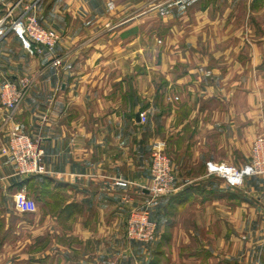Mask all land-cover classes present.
<instances>
[{
  "label": "crops",
  "instance_id": "crops-1",
  "mask_svg": "<svg viewBox=\"0 0 264 264\" xmlns=\"http://www.w3.org/2000/svg\"><path fill=\"white\" fill-rule=\"evenodd\" d=\"M7 1L0 17L35 5L60 35L62 63L30 55L12 33L0 41V87L33 79L11 116L0 104V222L26 178L4 152L17 130L40 142L45 171L30 184L44 178L59 195L61 248L79 264H132L134 253L140 264H264V176L232 189L205 168L241 165L264 129V0ZM154 142L176 182L154 204L158 238L146 247L125 238L144 197L115 181L147 186Z\"/></svg>",
  "mask_w": 264,
  "mask_h": 264
},
{
  "label": "built area",
  "instance_id": "built-area-1",
  "mask_svg": "<svg viewBox=\"0 0 264 264\" xmlns=\"http://www.w3.org/2000/svg\"><path fill=\"white\" fill-rule=\"evenodd\" d=\"M34 9V4L26 6L18 14H15V5L7 9L0 17V41L7 33H12L30 55H38L53 66H59L62 63V57L57 53L60 35L54 29L44 26ZM32 84L33 79L29 76L4 79L0 87V104L9 116L22 104ZM4 152L11 156L17 176L28 177L45 171L40 142L28 133L12 131ZM205 168L208 176L222 178L230 188H239L248 178L264 175V134L255 137L250 157L243 164L208 160ZM149 170L150 182L147 186H141V190H148V193L138 207L130 209L127 216L125 235L130 242L148 244L156 240L158 223L151 216L150 206L157 197L170 195L175 190V173L163 142L152 144ZM115 184L124 188L139 186L133 181L120 178ZM17 203L18 207L27 208L31 204L21 192L17 194Z\"/></svg>",
  "mask_w": 264,
  "mask_h": 264
},
{
  "label": "rangeland",
  "instance_id": "rangeland-1",
  "mask_svg": "<svg viewBox=\"0 0 264 264\" xmlns=\"http://www.w3.org/2000/svg\"><path fill=\"white\" fill-rule=\"evenodd\" d=\"M7 2L12 5V3L14 4L16 0H11V2ZM177 3H180V1H178ZM152 5H154V0H149L148 6L150 7ZM152 36L155 37V35ZM259 134H264V129H261L259 133H257V135ZM166 153L169 155L172 162V157L170 153L168 151H166ZM174 173L176 182L175 169ZM244 184L241 187H243ZM34 185L35 183L25 186V188L21 187L20 192L26 195V199L29 202H35L36 209L30 210L34 208L33 206H31V204H29L27 208L23 206L18 207L17 202H15V206L14 203H11L9 208V212L11 213V215L6 221L0 222V264H79V255H77L76 252H67L66 250L61 248V245L67 244L68 241L65 237L60 236L61 223L58 218H54L59 209V195L55 193V191L48 190L45 187H42L41 190H39L38 188L36 189ZM137 187L139 188L138 193L145 197L148 192H146L145 190H141L140 185ZM170 195L157 197L155 199V201L150 206L152 218L154 217V208L156 209L154 204L158 202L160 198H167ZM46 201L49 203L47 207L44 206V202ZM139 205L140 204L133 205L132 207H130V209L138 207ZM46 213L50 214L52 217H50V220L45 223V220H47V218L45 219ZM159 222L160 221H157L158 225L160 226ZM157 238L155 241L148 244L137 242V245H143L148 247L154 244L157 241ZM112 258L113 262L110 264H122L118 260L116 255ZM149 259L150 257L148 256V259H145L146 262H148ZM131 260L132 264H140V262L143 261V259L138 257L135 253L132 255ZM95 264L101 263L95 262ZM176 264L179 263L177 262Z\"/></svg>",
  "mask_w": 264,
  "mask_h": 264
},
{
  "label": "trees",
  "instance_id": "trees-1",
  "mask_svg": "<svg viewBox=\"0 0 264 264\" xmlns=\"http://www.w3.org/2000/svg\"><path fill=\"white\" fill-rule=\"evenodd\" d=\"M41 174H37V175H32V176H28V177H26L24 180H22V182H21V187L22 186H24V185H28V184H30V182L32 181V180H34L35 178H37L38 176H40ZM41 181L40 182H38L39 184L38 185H36L35 186V188L37 189H39V190H41V188L42 187H45V179L44 178H41L40 179Z\"/></svg>",
  "mask_w": 264,
  "mask_h": 264
},
{
  "label": "water",
  "instance_id": "water-1",
  "mask_svg": "<svg viewBox=\"0 0 264 264\" xmlns=\"http://www.w3.org/2000/svg\"><path fill=\"white\" fill-rule=\"evenodd\" d=\"M146 192H148L147 190H145Z\"/></svg>",
  "mask_w": 264,
  "mask_h": 264
}]
</instances>
